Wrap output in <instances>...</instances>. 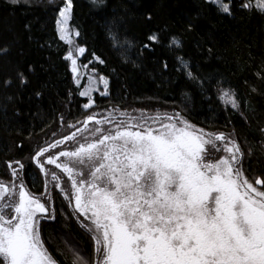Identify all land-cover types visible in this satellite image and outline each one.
Listing matches in <instances>:
<instances>
[{
  "label": "snow or ice",
  "instance_id": "6c2138e0",
  "mask_svg": "<svg viewBox=\"0 0 264 264\" xmlns=\"http://www.w3.org/2000/svg\"><path fill=\"white\" fill-rule=\"evenodd\" d=\"M211 2L234 15L232 0ZM241 7L253 4L243 0ZM256 7L264 12V0H256ZM73 9L74 0H63L56 18L60 39L68 44L74 43L69 26ZM122 25L123 17L106 20L114 47L132 45L126 37L121 42ZM75 35H80L79 29ZM160 39L152 32L141 51ZM180 44L171 38L170 46ZM86 51L80 45L65 54L77 83V54ZM182 67L191 73L190 64ZM19 77L27 83L23 72ZM192 78L202 86L211 82L195 74ZM89 79L95 80L96 90L102 83V95L108 93V77ZM90 91H81L80 96L88 97ZM221 95L229 97L232 108L240 107L234 91ZM94 104L89 98L83 108ZM60 122L64 125L63 116ZM66 128L67 134L54 132L38 146L31 162L45 177V192L50 175L72 208L71 215L94 241L95 260L74 249L72 264H264V174L249 178L245 152L231 134L198 128L175 111L152 114L123 108L89 114ZM9 167L12 180L0 182L2 264H59L40 228L41 217L55 220L54 205L29 191L23 162H9Z\"/></svg>",
  "mask_w": 264,
  "mask_h": 264
},
{
  "label": "trees",
  "instance_id": "16d2710c",
  "mask_svg": "<svg viewBox=\"0 0 264 264\" xmlns=\"http://www.w3.org/2000/svg\"><path fill=\"white\" fill-rule=\"evenodd\" d=\"M232 2L234 15L211 0H74L70 25L79 29L76 43L87 48L78 60L109 80L108 93L101 94L102 85L92 94L95 104L84 109L89 99L80 96L65 59L68 45L56 27L63 0H0V182L12 180L9 162L26 165L29 191L54 205L55 220L41 217L40 228L59 264H72L74 249L95 260L94 241L60 190L50 184L45 192V177L31 157L52 133L67 134V124L89 114L113 108L179 112L198 128L231 134L245 152L249 178L264 174V12L256 0L251 8H242L243 0ZM113 15L123 17L120 40L126 37L131 46L114 47L108 39L106 20ZM152 32L160 42L141 51ZM173 36L179 47L170 46ZM21 72L27 83H21ZM193 74L211 79L210 85L202 86ZM224 90L235 92L239 108L221 95Z\"/></svg>",
  "mask_w": 264,
  "mask_h": 264
},
{
  "label": "rangeland",
  "instance_id": "374dc122",
  "mask_svg": "<svg viewBox=\"0 0 264 264\" xmlns=\"http://www.w3.org/2000/svg\"><path fill=\"white\" fill-rule=\"evenodd\" d=\"M69 26L73 30L71 32V36H72V40H73L74 43L68 44L65 40L64 41L68 45V51L69 50H73L74 51L75 48L78 47L79 45L75 41V37H76L75 30L73 29V27L70 24H69ZM79 56L80 55L77 54V58H79ZM69 64L71 65V61L70 60H69ZM78 66H79V73H78L79 83H77V79L76 78H74V80H75L76 84H78L80 86V91H85V90L92 89V91H90V96L87 97L89 99V98L92 97L93 92L96 91V89H97V84H96L95 80H90L89 79V77L93 76L94 74L91 71L87 70L86 66L83 63H81L79 60H78ZM101 86H102V83L98 86V88H100ZM211 155H215V153H212ZM50 184L52 185L54 183H53V181L51 179V176L49 175L47 177V186H49Z\"/></svg>",
  "mask_w": 264,
  "mask_h": 264
}]
</instances>
